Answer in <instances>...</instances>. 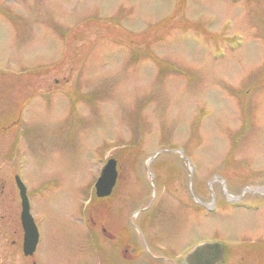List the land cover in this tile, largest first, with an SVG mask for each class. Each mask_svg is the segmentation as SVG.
Here are the masks:
<instances>
[{"label": "rangeland", "instance_id": "1", "mask_svg": "<svg viewBox=\"0 0 264 264\" xmlns=\"http://www.w3.org/2000/svg\"><path fill=\"white\" fill-rule=\"evenodd\" d=\"M14 107L49 264H92L81 218L111 158L112 199L131 179L159 205L165 169H183L177 199L211 203L209 238L230 248L227 264H264V0H0V116ZM12 195L8 185L1 201L20 215ZM16 226L0 221V264Z\"/></svg>", "mask_w": 264, "mask_h": 264}, {"label": "flooded vegetation", "instance_id": "2", "mask_svg": "<svg viewBox=\"0 0 264 264\" xmlns=\"http://www.w3.org/2000/svg\"><path fill=\"white\" fill-rule=\"evenodd\" d=\"M18 83V79L14 82L3 80L5 88L10 84L16 86L15 84ZM26 84L30 85L29 82ZM0 112L4 114L3 111ZM10 112L8 116H0V133L7 131L12 133L11 137L0 138V159L6 158L4 164L9 162L10 168V176L0 178V221L9 219L10 222L18 225L20 220V227L16 226L11 237L16 245L13 248L15 254L10 264H49L45 256L37 254V246L29 255L24 251L22 197L17 184L18 118L19 112H23V109L20 111L14 107ZM14 115L16 118L10 125H5L4 118L9 122V118L11 120ZM165 171L166 173L176 171V173H171L170 177L165 179L167 184L164 185L169 187V190H166L159 205L158 200L154 203L149 202L151 192L147 194L145 191L135 189L136 185L130 183L131 179L126 180V185L132 189L127 191L124 199H112L114 189L107 197H98L95 193L91 215L85 219L81 218V227L90 230L92 264H190L189 256L194 249L209 242H218L222 245L224 255L217 264H227L230 248L220 241L209 238L207 214L211 203L196 199L191 191L184 193L188 194L187 199H177L178 188L172 180L178 172H183V169L173 168ZM118 179L119 174L117 182ZM8 185H11L13 190L12 200L16 201L18 197L20 198V215L18 210L8 214L6 204L1 201ZM130 192L135 195L131 196ZM18 255H21L19 259Z\"/></svg>", "mask_w": 264, "mask_h": 264}, {"label": "water", "instance_id": "3", "mask_svg": "<svg viewBox=\"0 0 264 264\" xmlns=\"http://www.w3.org/2000/svg\"><path fill=\"white\" fill-rule=\"evenodd\" d=\"M117 161L111 158L103 166L101 174L95 184L96 194L99 197L109 196L116 184ZM17 184L22 197V225L25 232L24 251L26 255L33 253L38 243V229L30 213L26 187L20 177H17ZM224 255V248L218 242H209L197 246L189 256L190 264H217Z\"/></svg>", "mask_w": 264, "mask_h": 264}]
</instances>
